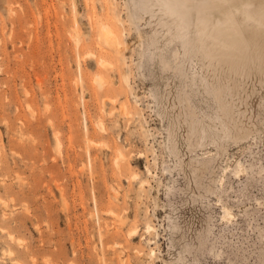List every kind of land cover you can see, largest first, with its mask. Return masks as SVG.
I'll list each match as a JSON object with an SVG mask.
<instances>
[{
  "label": "rangeland",
  "instance_id": "1",
  "mask_svg": "<svg viewBox=\"0 0 264 264\" xmlns=\"http://www.w3.org/2000/svg\"><path fill=\"white\" fill-rule=\"evenodd\" d=\"M167 3L0 0V264H264V70Z\"/></svg>",
  "mask_w": 264,
  "mask_h": 264
},
{
  "label": "bare ground",
  "instance_id": "2",
  "mask_svg": "<svg viewBox=\"0 0 264 264\" xmlns=\"http://www.w3.org/2000/svg\"><path fill=\"white\" fill-rule=\"evenodd\" d=\"M190 1L191 0H180V8L167 3L168 4L167 5V11L169 14H173V15H178V14H182V13L184 15L185 12H188V4L190 3ZM212 4H213V10H214V15L216 17V20L214 23L215 26L212 29V31H210L209 33H206V36H209L210 41H211V45L209 46L208 51H207L208 59H210L211 61L213 60V61H217V62L221 61L230 67H232V66L236 67V65H238L239 63L246 61L250 65L251 64L256 65L257 71H259V73H261L264 70V13H260V12L257 13V16L254 18V26L251 28H247V27H244L242 24H240L236 20L238 7L240 9L241 6L244 4V2L242 3V0H213ZM245 5H246V1H245ZM207 20L208 19L203 20V23L201 24L202 27L199 26L200 27L199 31H200V29H203V31H205L204 30L205 27H203V26L207 25V23L209 22ZM116 35L117 34H115V31L109 25L104 24V23L101 25L100 38L103 40L104 43H107V45H108V43H111L112 41H114L115 44H116V42H118ZM110 46H112V45H110ZM117 46H118V44H117ZM167 62H169V61H167ZM163 65H165V64H163ZM169 66H171V64ZM164 67H166V66H164ZM166 68H165V70H167ZM169 70H170V68H169ZM96 82L100 87H102L104 85V79L100 75L96 76ZM181 99H183V98H181ZM184 106H186V105H184ZM168 107H169V105H168ZM123 111H124V109H123ZM180 123L181 122H180L178 116L175 118V120L168 123V125L166 127L167 138H168L167 140L174 139L175 142H177V138H176L177 137V130L179 129V127H181ZM187 124H188V121H187ZM201 128L202 127L199 123L194 126V129L196 132L195 138H197V139H196L195 143L191 142L192 143L191 145L193 147L197 146V145H203V143H205V139H204V136L202 134L203 130ZM247 133L248 132L243 127V125H241L239 128H237V130H235V134H239L241 136L247 135ZM214 134L215 133L213 131L212 135H211V139L214 137ZM231 135H233V133ZM188 137L189 136L186 135V137H185L186 142H189ZM191 168H192V171H195L197 169H200L201 167L191 164ZM262 169L263 168H260V170H262ZM211 189H212V187H210V190ZM149 228H150V225L147 226V229H149ZM132 232H130L129 234H132Z\"/></svg>",
  "mask_w": 264,
  "mask_h": 264
}]
</instances>
